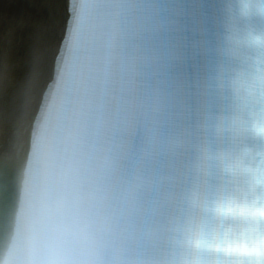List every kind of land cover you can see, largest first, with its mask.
Masks as SVG:
<instances>
[{
	"label": "bare ground",
	"instance_id": "6f19581e",
	"mask_svg": "<svg viewBox=\"0 0 264 264\" xmlns=\"http://www.w3.org/2000/svg\"><path fill=\"white\" fill-rule=\"evenodd\" d=\"M65 2L0 0V156L13 164L23 155L27 126L52 74Z\"/></svg>",
	"mask_w": 264,
	"mask_h": 264
},
{
	"label": "clouds",
	"instance_id": "9594fccd",
	"mask_svg": "<svg viewBox=\"0 0 264 264\" xmlns=\"http://www.w3.org/2000/svg\"><path fill=\"white\" fill-rule=\"evenodd\" d=\"M243 183V178H240ZM264 192V187L257 190ZM228 220L232 227L225 237L214 236L209 226L195 249L205 261L219 258L224 264H264V196L249 192L247 198L238 194L232 200ZM30 231V230H29ZM30 255L27 240L21 241L15 249V258L2 264H29Z\"/></svg>",
	"mask_w": 264,
	"mask_h": 264
},
{
	"label": "water",
	"instance_id": "95a60500",
	"mask_svg": "<svg viewBox=\"0 0 264 264\" xmlns=\"http://www.w3.org/2000/svg\"><path fill=\"white\" fill-rule=\"evenodd\" d=\"M8 168H9L8 166H6L5 164H3V163L0 162V173L6 174L9 171ZM11 172L12 171H10V172L7 173L8 174V179H9V182L8 183H11L12 184V186L10 188L12 189V192L14 194V200H13V202H14V204H16L17 203L16 202V197L18 195V188H19V183H20L19 182L20 176L17 175V179H13V176H11ZM19 173H20V170H19ZM3 190H4V192H3ZM0 194L1 195L3 194V196H7L8 195L7 190L2 189V188L0 189ZM11 218H10L9 221H11Z\"/></svg>",
	"mask_w": 264,
	"mask_h": 264
}]
</instances>
